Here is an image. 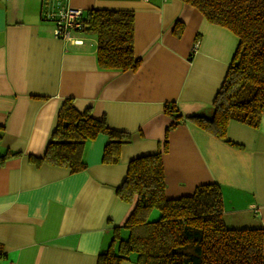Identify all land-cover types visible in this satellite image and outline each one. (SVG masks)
<instances>
[{
    "label": "crops",
    "instance_id": "1",
    "mask_svg": "<svg viewBox=\"0 0 264 264\" xmlns=\"http://www.w3.org/2000/svg\"><path fill=\"white\" fill-rule=\"evenodd\" d=\"M59 1L83 18L93 8L131 10L136 68H99L97 41L87 32L73 34L82 44L57 38L46 14ZM175 21L184 25L180 36ZM237 43L180 0H0V155L8 150L0 164V264H96L132 209L115 192L128 162L164 140L171 122L164 103L183 117L211 116ZM66 97L131 134L118 163H102L103 134L85 143L80 172L28 159L42 156ZM225 134L237 145L187 121L169 130L165 193L178 197L216 182L226 224L264 227V114L256 128L230 120Z\"/></svg>",
    "mask_w": 264,
    "mask_h": 264
},
{
    "label": "trees",
    "instance_id": "2",
    "mask_svg": "<svg viewBox=\"0 0 264 264\" xmlns=\"http://www.w3.org/2000/svg\"><path fill=\"white\" fill-rule=\"evenodd\" d=\"M180 1L197 9L208 22L235 34L237 47L213 99L211 116L183 117L173 102L164 103V112L171 118L164 140L154 153L128 162L115 192L132 209L123 225L113 228L112 239L98 253L96 264H264V227L226 224L216 182L201 183L189 194L168 197L162 159L168 131L183 121L232 145L237 144L225 134L230 120L259 126L264 114V0ZM183 29V23L175 21L172 32L180 36ZM81 31L96 38L99 68L128 71L138 65L131 10L89 9ZM99 134L107 138L102 163H118L121 147L131 141V134L110 128L104 117H94L90 108L78 110L73 99L66 97L42 156L30 154L28 159L37 166L44 163L80 172L87 167L84 145ZM7 155L8 150L0 155V164ZM154 210L159 216L153 220Z\"/></svg>",
    "mask_w": 264,
    "mask_h": 264
},
{
    "label": "built area",
    "instance_id": "3",
    "mask_svg": "<svg viewBox=\"0 0 264 264\" xmlns=\"http://www.w3.org/2000/svg\"><path fill=\"white\" fill-rule=\"evenodd\" d=\"M47 18L54 22V35L62 40L82 44L80 38H74V33L81 32L83 27V13L80 9L59 1L57 8L48 12Z\"/></svg>",
    "mask_w": 264,
    "mask_h": 264
},
{
    "label": "rangeland",
    "instance_id": "4",
    "mask_svg": "<svg viewBox=\"0 0 264 264\" xmlns=\"http://www.w3.org/2000/svg\"><path fill=\"white\" fill-rule=\"evenodd\" d=\"M87 34H89V35H93L92 33H89V32H87ZM158 216H159V212L157 211V210H154L153 212H152V214H151V219H157L158 218Z\"/></svg>",
    "mask_w": 264,
    "mask_h": 264
}]
</instances>
